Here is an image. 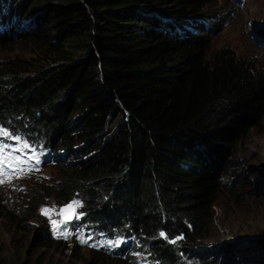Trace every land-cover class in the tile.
Segmentation results:
<instances>
[{
    "label": "trees",
    "instance_id": "16d2710c",
    "mask_svg": "<svg viewBox=\"0 0 264 264\" xmlns=\"http://www.w3.org/2000/svg\"><path fill=\"white\" fill-rule=\"evenodd\" d=\"M50 2L70 7L49 15L50 37L31 35L43 50L0 60V128L45 149L55 193L80 195L87 220L131 235L148 264H182L185 241L208 236L232 194L218 176L264 111V66L226 48L207 57L213 28L187 25L212 0H11L5 16ZM1 19L9 40L38 25ZM22 247L0 264H21Z\"/></svg>",
    "mask_w": 264,
    "mask_h": 264
},
{
    "label": "clouds",
    "instance_id": "9594fccd",
    "mask_svg": "<svg viewBox=\"0 0 264 264\" xmlns=\"http://www.w3.org/2000/svg\"><path fill=\"white\" fill-rule=\"evenodd\" d=\"M247 32L264 54V17L250 22ZM255 130H260L261 133L264 131V111L258 124L249 129L247 134ZM242 139L237 140V146L223 163L218 176V181L225 184L232 194H228L226 190L222 191L219 202L213 207L214 224L208 236L194 234L193 239L191 235L184 240L186 251H182L184 256L179 258L182 264H264V241L249 235L241 236L238 230L240 228L227 227L225 222L232 210L225 211L222 217L215 211L220 202L233 206L237 198L247 195L253 198L264 194V177L251 176V170L246 163L236 158V154L242 149ZM32 153H35V157ZM253 153L255 155L257 151ZM12 155L20 157L25 164L13 160L12 166L6 163L0 165L3 170V181L0 182V226L9 233L7 238H0V251L13 250L11 257L7 258H12L15 254V242L25 238V244L18 252L21 264L25 262V256L30 249H33V263L35 259L46 255L43 262L70 264L69 261L58 263L54 256L57 251L78 264H148L144 256L134 250L136 239L131 235H123L111 226H101L87 220L86 203L80 195H63L60 191L55 193L56 184L50 180L51 177L45 170L49 167L55 168L54 163L44 156V150L33 147L28 155H25V152L13 151ZM22 167L24 170L20 171ZM30 184L41 185L40 192L29 191ZM73 199L81 202L76 211L82 212L83 215L79 219L74 217L58 224L54 230L50 220L60 221V207ZM42 206L52 209L50 216H45L40 211ZM65 224L67 232L64 231ZM221 236L229 237L219 239ZM36 237L46 243V247L38 245L35 242ZM3 239L7 241L2 243ZM117 240H120L119 244H116ZM108 241L113 243L110 245Z\"/></svg>",
    "mask_w": 264,
    "mask_h": 264
},
{
    "label": "rangeland",
    "instance_id": "374dc122",
    "mask_svg": "<svg viewBox=\"0 0 264 264\" xmlns=\"http://www.w3.org/2000/svg\"><path fill=\"white\" fill-rule=\"evenodd\" d=\"M79 2V3H78ZM74 2L75 4H84L80 1ZM11 3L6 1L1 4L0 2V16L4 23H11L18 16L24 18H29L34 22L37 20L38 25L33 29H29L24 32L23 36L9 40L12 35L0 30V60L20 58L27 60L29 58L36 57L43 49L44 45L42 41L37 39H32L31 35L37 33H45L50 37L55 28L52 27L51 23L56 20V18H50L49 15L56 9L60 14L64 13L66 9L70 6L64 4H57L56 2H50L47 5L39 4L32 11L33 16H26V14H15L13 17L7 18L5 12L7 7ZM30 4L25 6V9H30ZM150 11H154L150 9ZM201 12V13H200ZM197 14L188 16L187 28L191 29L197 24H205L213 28V33L211 36H207V52L206 55L210 58L213 53L222 48L229 49L234 52L236 56H247L250 55L255 58L261 66L264 64V54L257 44H254L252 38L248 34V29L250 28V22L253 23L256 19L264 17V0H212L211 3L207 4L202 11ZM58 14V15H60ZM25 19L17 21L18 26H23ZM252 25V24H251ZM37 37V36H36ZM9 41H8V40ZM207 58V59H208ZM25 139L24 137H22ZM7 145H14L9 143L7 138L0 137ZM26 140V139H25ZM30 144V143H29ZM39 145L38 142L35 144H30L29 148H26L25 153L32 150L33 147ZM241 152L236 154L237 159H242L246 163L247 167L251 170V176L261 175L264 177V131L261 133L260 130H255L252 133L246 134L241 142ZM55 151L62 156L63 153L69 152L72 149V145L68 146L66 150L60 147H54ZM7 152L12 153V148L6 149ZM257 153L254 155L253 152ZM68 156H64L59 159L61 164L65 162L67 167L72 163V159H68ZM62 166V165H61ZM65 167H61V171L64 172ZM57 168H45L46 172L50 175V180L57 182L58 177L56 175ZM41 185L30 184L29 191L40 192ZM245 188V187H243ZM232 210L229 214L230 217L226 219V226L229 228L236 227L241 236L249 235L250 237H257L260 241H264V194H259L256 197H249L248 195L244 198H237L233 206H226L225 202H220L218 207L215 209L216 214L223 216L225 211ZM8 224V223H7ZM9 233L5 231L3 226H0V238H7L6 235ZM229 236H221L219 239H226ZM215 240V239H211ZM217 240V239H216ZM7 239L1 240L5 243ZM25 244V238H20L15 242L16 246H22ZM37 249V248H36ZM13 250L6 249L4 252L0 251V262L7 257H11ZM16 255H19L16 253ZM55 260L58 263L62 261L68 262L70 264H78L75 260H69V257L59 254L57 251L54 252ZM5 257V258H4ZM33 249L28 250L25 256V262L23 264L33 263Z\"/></svg>",
    "mask_w": 264,
    "mask_h": 264
},
{
    "label": "snow or ice",
    "instance_id": "6c2138e0",
    "mask_svg": "<svg viewBox=\"0 0 264 264\" xmlns=\"http://www.w3.org/2000/svg\"><path fill=\"white\" fill-rule=\"evenodd\" d=\"M0 136L12 139V140L17 142L16 144L10 146V145L5 144L2 140H0V165H3L6 163L9 166H12L13 160H15L16 163L25 164V162L20 160V157L13 156L12 153L7 152L6 149L11 147L13 152H23L24 149L30 147L29 142L24 140L21 136H18V135H15V134L9 132L5 128H0ZM25 155H28V153H25ZM31 155L33 157H35V153H32ZM23 170L24 169L22 167L20 169V171H23ZM2 181H3V170H2V168H0V182H2ZM80 205H81L80 201L73 199V200L69 201L68 204L61 206L59 209V215L61 216L62 219L60 221L50 220V223H51L53 229L55 230L57 228L58 224H63L65 221L72 220L74 217L76 219H79V217L83 215L82 212L76 211V209ZM40 211L45 216H50L52 209L42 206ZM64 231L67 232V225L66 224L64 227ZM160 235L164 236L165 234L163 232H161ZM165 238H167V237H165ZM177 239H179V237ZM172 242H175V241L173 240ZM108 243L111 245L113 242L108 241ZM119 243H120V240H117L116 244H119Z\"/></svg>",
    "mask_w": 264,
    "mask_h": 264
},
{
    "label": "bare ground",
    "instance_id": "6f19581e",
    "mask_svg": "<svg viewBox=\"0 0 264 264\" xmlns=\"http://www.w3.org/2000/svg\"><path fill=\"white\" fill-rule=\"evenodd\" d=\"M12 28V27H11ZM54 156H58L59 154L57 152H55V154H53ZM47 158V154L44 155Z\"/></svg>",
    "mask_w": 264,
    "mask_h": 264
}]
</instances>
